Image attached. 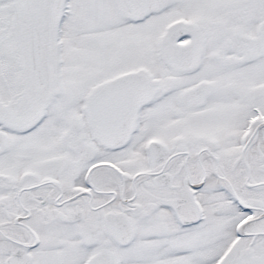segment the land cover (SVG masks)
<instances>
[{
    "label": "snow or ice",
    "instance_id": "6c2138e0",
    "mask_svg": "<svg viewBox=\"0 0 264 264\" xmlns=\"http://www.w3.org/2000/svg\"><path fill=\"white\" fill-rule=\"evenodd\" d=\"M0 264H264V0H0Z\"/></svg>",
    "mask_w": 264,
    "mask_h": 264
}]
</instances>
